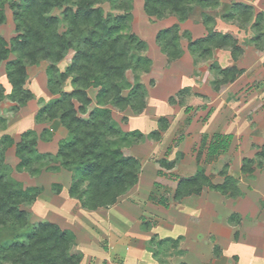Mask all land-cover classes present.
Wrapping results in <instances>:
<instances>
[{"label": "rangeland", "instance_id": "obj_1", "mask_svg": "<svg viewBox=\"0 0 264 264\" xmlns=\"http://www.w3.org/2000/svg\"><path fill=\"white\" fill-rule=\"evenodd\" d=\"M233 2L251 5L253 16L248 23L222 18ZM101 6L105 12L111 11L109 3ZM130 6L129 31L145 41L146 48L141 53L151 64L146 72L127 71L126 77L132 81L137 75L148 89V103L140 114L113 108L112 118L121 132L136 129L141 133L139 137L127 136L121 149L139 161L137 182L115 204L94 211L83 208L79 200L68 195L72 172L62 167L55 155V141L59 144L65 134L57 119L36 120L37 110L53 97L47 88V62L29 65L24 87L34 92L36 102L17 106L8 98L0 100V139L8 134L18 141L28 130L37 142L42 136L51 139L55 135L49 148L52 152H47L49 158L33 157L31 170L16 168L19 159L14 154V144L3 153L8 178L22 187L38 189L35 200L22 206L28 212V229L38 221L71 228L72 251L80 252L82 257L79 264H264V159L257 155L264 145V19L260 39H254L251 27L254 15L264 14V0H217L215 8L196 7L182 22L174 15L161 19L147 15L143 0H131ZM4 12L6 19L0 25V34L8 41L16 32L7 4ZM201 12L213 17L215 30L236 39L241 53L235 60L229 48L213 49L208 59L186 49L184 33L193 38L206 32ZM53 13L59 14V10ZM174 22L181 35L182 56L168 61L154 36L158 29ZM71 54L69 51L58 64L61 69ZM214 65L236 66L241 72L233 81L220 84ZM170 72L173 75L169 89H159V94L154 86L165 85V76ZM0 82L7 84L4 62L0 64ZM70 88L68 81L63 83L62 89ZM183 88L186 92H175ZM94 94L95 89L88 90L92 100ZM170 95H174L172 104L168 102ZM92 106L93 103L89 107ZM161 117L166 118L164 129L159 123ZM44 129L48 133H43ZM153 131L157 137L152 136ZM214 133L231 134L232 139L226 151L209 156L206 143ZM161 159L173 166H161ZM246 160L252 161L251 173L240 169ZM198 168L212 183H221L224 175L231 176L240 194L224 195L204 186L199 194L175 200L177 179L194 174ZM57 185L61 186L59 190Z\"/></svg>", "mask_w": 264, "mask_h": 264}, {"label": "trees", "instance_id": "obj_2", "mask_svg": "<svg viewBox=\"0 0 264 264\" xmlns=\"http://www.w3.org/2000/svg\"><path fill=\"white\" fill-rule=\"evenodd\" d=\"M103 3H109L111 11L105 12ZM5 4L12 11L16 35L7 41L0 34V64L4 62L10 85V91L5 94L0 83V100L8 98L17 106L24 105L33 97L24 87L27 66L46 61L47 88L53 97L37 110L36 120L57 119L68 133L59 141L55 153L61 166L72 172L68 195L88 210L115 204L136 184L139 174V161L122 152L123 142L127 136L139 137L141 133L121 132L112 118V109H129L133 114L143 111L146 87L137 75L130 81L126 73L146 72L151 64L141 53L146 48L145 41L129 31L131 0H0V25L6 19ZM216 6L217 0H143L147 15L158 19L174 15L180 22L189 18L196 7L203 10ZM55 9L59 14L53 13ZM112 10L120 13L114 14ZM252 16L251 5L242 2L231 3L222 14L225 20L242 24L248 23ZM201 17L206 29L203 37L192 39L189 33H184L189 52L208 59L213 49L229 48L235 60L241 53L236 39L215 30L209 14L201 12ZM263 19L262 12L253 17L251 27L256 40L262 34ZM179 39L177 23L156 32L155 42L168 61L182 55ZM69 51L72 52L69 62L61 69L58 64ZM10 55L13 57L9 58ZM213 69L220 84L233 81L241 72L236 66L214 65ZM66 81L70 84L69 90L62 89ZM89 89H95L93 100L88 95ZM159 123L164 129L166 118L161 117ZM46 132L44 129L43 133ZM32 134L31 130L24 131L15 143L8 134L0 139V264H79L81 253L72 251L74 234L70 230L49 221L35 222L28 229V212L22 206L35 200L38 189L22 187L8 178L6 166L2 164L4 150L13 144L19 159L18 170H31L33 157L49 158L48 153H37V137ZM151 134L158 136L156 131ZM205 139L206 135L203 143ZM231 139V134H212L206 143L207 154L215 156L226 151ZM257 155L264 159V145ZM160 164L167 168L173 166L164 159ZM240 169L251 173L252 161H244ZM204 186L224 195L240 194L231 176L224 175L221 183H212L204 170L198 168L194 174L178 179L173 198L179 200L199 194Z\"/></svg>", "mask_w": 264, "mask_h": 264}, {"label": "crops", "instance_id": "obj_3", "mask_svg": "<svg viewBox=\"0 0 264 264\" xmlns=\"http://www.w3.org/2000/svg\"><path fill=\"white\" fill-rule=\"evenodd\" d=\"M174 23H176V22H174ZM174 23H172V24H174ZM172 24H169V25H166V26H164L163 28H166V27H169V26H171ZM160 29H162V28H160ZM159 30V29H158ZM157 30V31H158ZM156 31V32H157ZM204 31H206V29H204ZM186 33H188V32H186ZM206 33V32H205ZM205 33H203L202 35H200V36H198V37H193L192 39H196V38H200V37H203L204 35H205ZM224 33H226V32H224ZM230 34V33H229ZM180 35V34H179ZM185 35V34H184ZM190 35V34H189ZM181 36V35H180ZM154 38H155V36H154ZM159 47V46H158ZM186 49H187V46H186ZM217 49V48H216ZM163 56L166 58V56L163 54ZM182 56V55H181ZM180 56V57H181ZM179 57V58H180ZM178 58V59H179ZM167 59V58H166ZM177 60V59H176ZM174 61V60H173ZM173 74L170 72V73H167L166 74V80H167V83L164 85L162 82V84L163 85H159L160 83H157L156 84V86H154V89H156V91H158V93L160 94V91H162V90H164V89H166V88H168L169 89V81H172V79L170 80V76H172ZM6 82H7V79H6ZM1 83V82H0ZM2 84V86L4 87V93L5 94H7L9 91H10V85H9V83L7 82V84L6 85H4L3 83H1ZM159 89H160V91H159ZM175 92H177L178 93V95H180V94H182V92L184 93V92H186V89L185 88H183V89H180V91H179V89L177 90V91H175ZM188 92V91H187ZM33 94H34V92H32ZM180 93V94H179ZM162 94V93H161ZM175 94V93H174ZM35 95V94H34ZM172 96H174V95H170L168 98H170V97H172ZM158 97H156V99H157ZM173 98V97H172ZM146 100H148V89L146 88V96H145V102H146ZM29 102H36V99H34V96L31 98V99H29L28 100V102L27 103H29ZM168 102H170L171 104L173 103V102H171V101H169L168 100ZM148 103V101L146 102V104ZM146 106V105H145ZM24 107V106H23ZM17 110V109H16ZM58 121V120H57ZM58 123L60 124V122L58 121ZM60 127H61V129L63 130V132H64V137L63 138H59V139H64V138H66L67 136H68V133H67V131H66V129L60 124L59 125ZM134 130H136V129H134ZM11 138L13 139V141L14 142H17V139H15L14 140V138H13V136H11ZM55 138V135L53 134L52 135V138L51 139H40L39 138V140H38V142H37V144H36V146H35V148L37 149V152L38 153H47V152H52V151H50V147L51 146H53V139ZM58 139V140H59ZM57 140V141H58ZM55 147L57 148V143H56V141H55ZM41 146H43L42 147V149H40V147ZM55 148V149H56ZM129 155H131V156H133L134 157V155H132V154H129ZM136 159H137V157H135ZM161 166H163V165H161ZM164 167H166V166H164ZM182 177H184V176H182ZM180 178V177H179ZM178 178V179H179ZM177 179V180H178ZM115 206H117V205H115ZM94 211V210H93ZM53 223H55V222H53ZM56 224V223H55ZM59 226V225H58ZM60 228H62V229H67V230H70L71 232H72V230H71V228H67V227H65V228H63V227H60ZM82 258V257H81ZM80 262H81V260H80ZM79 262V263H80Z\"/></svg>", "mask_w": 264, "mask_h": 264}]
</instances>
